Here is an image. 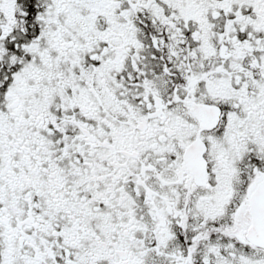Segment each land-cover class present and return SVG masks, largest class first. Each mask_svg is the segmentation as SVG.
I'll return each mask as SVG.
<instances>
[{
    "label": "snow or ice",
    "instance_id": "6c2138e0",
    "mask_svg": "<svg viewBox=\"0 0 264 264\" xmlns=\"http://www.w3.org/2000/svg\"><path fill=\"white\" fill-rule=\"evenodd\" d=\"M0 264H264V0H0Z\"/></svg>",
    "mask_w": 264,
    "mask_h": 264
}]
</instances>
